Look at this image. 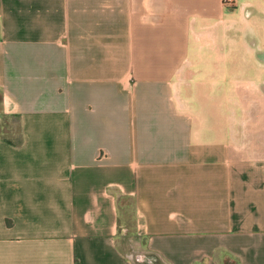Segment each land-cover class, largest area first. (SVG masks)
Listing matches in <instances>:
<instances>
[{
    "label": "crops",
    "instance_id": "0c3cea01",
    "mask_svg": "<svg viewBox=\"0 0 264 264\" xmlns=\"http://www.w3.org/2000/svg\"><path fill=\"white\" fill-rule=\"evenodd\" d=\"M137 256L264 264V0H0V264Z\"/></svg>",
    "mask_w": 264,
    "mask_h": 264
},
{
    "label": "rangeland",
    "instance_id": "374dc122",
    "mask_svg": "<svg viewBox=\"0 0 264 264\" xmlns=\"http://www.w3.org/2000/svg\"><path fill=\"white\" fill-rule=\"evenodd\" d=\"M138 255V254H136ZM134 261L136 264H162L159 260H157V258H151L149 256L147 257H142V258H134Z\"/></svg>",
    "mask_w": 264,
    "mask_h": 264
},
{
    "label": "built area",
    "instance_id": "2783aa9c",
    "mask_svg": "<svg viewBox=\"0 0 264 264\" xmlns=\"http://www.w3.org/2000/svg\"><path fill=\"white\" fill-rule=\"evenodd\" d=\"M233 2V0H221V3L223 4V5H228V4H230V3H232ZM139 258V257H138Z\"/></svg>",
    "mask_w": 264,
    "mask_h": 264
}]
</instances>
